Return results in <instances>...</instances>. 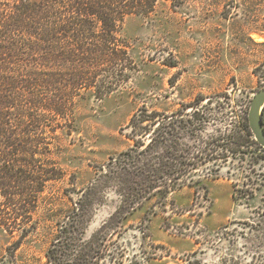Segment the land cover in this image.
Returning <instances> with one entry per match:
<instances>
[{
    "label": "rangeland",
    "instance_id": "374dc122",
    "mask_svg": "<svg viewBox=\"0 0 264 264\" xmlns=\"http://www.w3.org/2000/svg\"><path fill=\"white\" fill-rule=\"evenodd\" d=\"M122 35L137 70L102 100L88 94L73 129L58 132L53 157L64 176L43 196L38 232L18 250L20 231L0 229V264H47L59 241L91 264H264V151L235 132L264 89V0H191L176 10L162 3L151 16L127 18ZM142 109L161 113L165 129L198 116L204 125L190 144L229 157L201 165L185 187L136 210L113 183L84 196L133 144L127 126ZM231 139L241 145L235 154ZM197 175L203 182L193 186ZM82 197V241H70V232L58 240L74 218L71 200Z\"/></svg>",
    "mask_w": 264,
    "mask_h": 264
},
{
    "label": "trees",
    "instance_id": "16d2710c",
    "mask_svg": "<svg viewBox=\"0 0 264 264\" xmlns=\"http://www.w3.org/2000/svg\"><path fill=\"white\" fill-rule=\"evenodd\" d=\"M190 1L0 0V229L11 237L20 231L15 250L38 232L40 222H33L43 196L64 176L53 157L58 132L73 129L75 110L88 94L102 100L137 70L122 35L127 18L151 16L162 3L176 10ZM202 124L194 116L165 129L161 113H135L127 126L133 144L111 160L105 180L94 183L84 196L113 183L110 187L124 203L133 201V210L159 196L166 200L187 185V174L229 157L216 155V148L207 143L204 149L190 144ZM235 132L264 151L253 139L248 120L237 123ZM231 140L234 146L228 150L235 154L241 145ZM197 176L193 186L203 182ZM202 186L209 193L208 186ZM83 197L71 200L74 218L58 240L70 232V241H82L81 228L87 223ZM60 243L46 252L47 264H91L83 250L74 248L68 255Z\"/></svg>",
    "mask_w": 264,
    "mask_h": 264
},
{
    "label": "water",
    "instance_id": "95a60500",
    "mask_svg": "<svg viewBox=\"0 0 264 264\" xmlns=\"http://www.w3.org/2000/svg\"><path fill=\"white\" fill-rule=\"evenodd\" d=\"M264 108V89L253 98L248 116L250 129L256 142L264 149V125L262 112Z\"/></svg>",
    "mask_w": 264,
    "mask_h": 264
},
{
    "label": "bare ground",
    "instance_id": "6f19581e",
    "mask_svg": "<svg viewBox=\"0 0 264 264\" xmlns=\"http://www.w3.org/2000/svg\"><path fill=\"white\" fill-rule=\"evenodd\" d=\"M256 37V40L258 41L259 37L258 36H255Z\"/></svg>",
    "mask_w": 264,
    "mask_h": 264
}]
</instances>
